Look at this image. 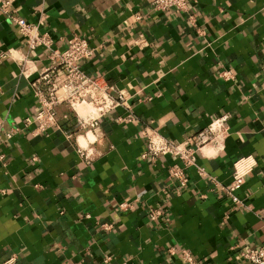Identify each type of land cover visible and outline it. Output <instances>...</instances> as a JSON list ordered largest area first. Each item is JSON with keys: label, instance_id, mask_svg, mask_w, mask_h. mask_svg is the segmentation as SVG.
<instances>
[{"label": "crops", "instance_id": "1", "mask_svg": "<svg viewBox=\"0 0 264 264\" xmlns=\"http://www.w3.org/2000/svg\"><path fill=\"white\" fill-rule=\"evenodd\" d=\"M12 8L41 23L54 49L88 39L94 53L82 69L120 89L130 108L87 133L67 105L57 127L25 125L38 108L31 82L50 51L28 50L0 13V263L14 255L15 264H191L187 251L194 264H252L241 252L264 244V0H189L187 12L159 11L151 0H14ZM223 70L235 79L219 78ZM223 115L224 138L197 152L204 172L189 168L184 186L169 174L174 158L142 157L146 134L186 144ZM247 156L255 165L234 203L211 179L228 185ZM154 209L162 214L153 219Z\"/></svg>", "mask_w": 264, "mask_h": 264}, {"label": "built area", "instance_id": "2", "mask_svg": "<svg viewBox=\"0 0 264 264\" xmlns=\"http://www.w3.org/2000/svg\"><path fill=\"white\" fill-rule=\"evenodd\" d=\"M14 0H0V13L10 19L25 38L28 50L34 51L38 48H45L50 51V64L41 69L38 75L31 82L33 95L37 102V110L33 118H27L25 125L36 123L35 131L41 133L57 127L58 108L67 105L77 118V129L84 133L96 131L99 120L106 114L119 106L130 108L124 93L111 85L101 76H91L82 69L81 63L94 53V48L88 39L74 35L71 37L64 49L53 48V40L47 32L41 31V23H31L15 13L12 8ZM154 9L169 12L189 11V0H151ZM6 56H11L8 51ZM27 57L22 59L24 65ZM219 78L224 81L235 79L230 70H223ZM125 122L132 121V116L123 118ZM227 115L209 123L197 133L187 137L186 144L174 143L162 134L154 131L145 135L146 147L142 153L143 158L156 159L161 156H170L176 160L169 167V174L176 181L184 186L188 182L187 170L196 167L199 173L204 170L196 162V154L204 146L219 143L226 133L225 122ZM0 125V143L2 131ZM16 129L3 131L5 138L13 136ZM71 136V135H70ZM2 159V156H0ZM255 160L250 157L237 159L233 164L232 180L226 186H221L212 178V182L221 187L227 197L234 203H239L235 191L244 183L246 175L252 170ZM121 207L127 204L121 203ZM162 214L160 209L151 211V218H157ZM241 256L252 264H264V244L255 247H247L241 252ZM187 262L194 264L189 252H184ZM16 257L12 255L0 264H15Z\"/></svg>", "mask_w": 264, "mask_h": 264}, {"label": "bare ground", "instance_id": "3", "mask_svg": "<svg viewBox=\"0 0 264 264\" xmlns=\"http://www.w3.org/2000/svg\"><path fill=\"white\" fill-rule=\"evenodd\" d=\"M86 139V138H85ZM80 141V140H79ZM83 143V142H82Z\"/></svg>", "mask_w": 264, "mask_h": 264}]
</instances>
